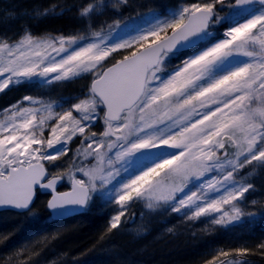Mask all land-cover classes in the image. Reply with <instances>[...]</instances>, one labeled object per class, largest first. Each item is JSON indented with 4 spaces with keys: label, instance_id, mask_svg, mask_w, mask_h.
<instances>
[{
    "label": "snow or ice",
    "instance_id": "1",
    "mask_svg": "<svg viewBox=\"0 0 264 264\" xmlns=\"http://www.w3.org/2000/svg\"><path fill=\"white\" fill-rule=\"evenodd\" d=\"M129 4L80 0L71 7L85 30H92L109 8ZM63 11L57 5L35 10L37 17ZM151 19V27H136L135 35L118 43H108L102 29L92 30L93 39L82 45L84 36L39 38L26 26L15 40L0 35V93L33 77L47 83L49 77L93 76L88 97L69 110L55 112L31 96L23 99L40 107L17 103L3 110L0 206L31 213L39 187L51 190L47 207L60 214L68 205L87 206L92 193L107 189L123 171L127 175L103 193L118 206L109 232L135 200L148 208L188 209L190 219L221 213L217 224L243 215L237 202L254 188L245 179L253 172L239 180L237 175L254 162L264 170V0H196L153 12ZM222 21L226 28L220 33L214 25ZM177 58L182 63L166 70ZM97 120L103 122L99 134L90 130ZM76 137L81 138L76 155L94 163L73 164L67 173L47 178L44 161L66 156ZM73 169L87 180L77 179ZM208 174L214 175L204 179ZM63 175L72 181L70 192L56 191ZM214 192L222 194L209 198ZM259 247L264 250V243ZM229 256L221 250L209 264H233Z\"/></svg>",
    "mask_w": 264,
    "mask_h": 264
},
{
    "label": "rangeland",
    "instance_id": "2",
    "mask_svg": "<svg viewBox=\"0 0 264 264\" xmlns=\"http://www.w3.org/2000/svg\"><path fill=\"white\" fill-rule=\"evenodd\" d=\"M189 2H196V0H130L127 7L109 8L104 15L94 21L95 27L92 30L102 29L108 43H118L122 39L135 35L136 32L133 29L136 27L140 29L151 27L152 23H155L151 19L153 12L166 13L167 10L178 8ZM78 3L80 0H0V35H6L11 40H15L26 26L39 38L80 35L85 37V40L78 42L80 45L91 42L92 30H85V23L78 18L75 7H71ZM110 3L115 5L118 0H110ZM53 5L63 6L62 14L37 17L36 9L43 11ZM223 14L220 13L221 16ZM105 17L110 18L109 24L103 21ZM160 18L163 19L164 16ZM60 19L61 22H65L64 30L52 24ZM126 25L128 27H125ZM214 28L222 33L226 25L222 22L220 26ZM113 58L119 59L120 53H114ZM113 58H110V62ZM181 63L182 58L173 59L170 65L166 63V70L177 67ZM92 79L91 73H83L70 80L56 81L49 77V82L45 83L43 82L45 78L33 77L31 82L13 85L9 90L0 93V119L3 118V110L13 104L40 107L39 104L32 105L29 101H25L23 99L25 96H31L45 105L51 104L55 112L69 110L72 105L88 97ZM73 114L78 115L75 112ZM50 124H55V121H50ZM90 130L99 134L103 130L102 120L95 121V126ZM44 135L47 138L49 130H46ZM80 141V137L74 138L67 146L69 149L67 155L57 161H44L49 178L67 173L73 164L90 167L94 163L92 158L84 160L76 155V149L81 147ZM164 150L173 151L172 149ZM254 166L255 162L237 175L239 180L246 173L253 172L252 176H245V179L254 184V188L237 202L243 212L237 220L217 224L214 220L221 213L190 219L191 212L188 209L173 212L166 204L148 208L146 201L135 200L127 206L126 214L122 217L119 227L109 232L111 219L117 214L118 206L114 200L109 202L103 193L107 189H113L116 181L127 175L122 171L121 177H117L107 186V189L98 188L97 192L92 193V199L85 210L87 214L100 217L105 224L104 231L113 236L110 243L104 245L98 254L95 253L96 250H91L78 256L59 258L51 247L52 240H56L61 234V229L56 228H50L43 233L35 230L36 233L30 243H24L20 238L14 240L21 235L23 239H26L30 236L27 234L32 233L36 220L39 219L32 211L19 214L20 216L16 218L11 227L10 238L13 241L7 246L5 243H0V264H169L168 261H174V256H177L183 247L201 251V255L209 257L210 261L221 250L236 253L237 249L243 248L249 250L243 256L257 255L264 258V250L259 247L261 243H264V170ZM73 171L77 179L87 180L82 173L75 172L74 169ZM212 175L214 174H208L204 179ZM62 181L63 189H67L72 182L68 175H63ZM189 188L191 189L192 185ZM220 194L222 193H210L209 198H215ZM43 203L46 207V198ZM225 208L230 210L227 205ZM186 212L188 215L185 214ZM0 214L4 215L6 212ZM0 236H2L1 232ZM166 248L169 250L167 249L165 253ZM158 250L162 252L161 256L158 255Z\"/></svg>",
    "mask_w": 264,
    "mask_h": 264
},
{
    "label": "trees",
    "instance_id": "3",
    "mask_svg": "<svg viewBox=\"0 0 264 264\" xmlns=\"http://www.w3.org/2000/svg\"><path fill=\"white\" fill-rule=\"evenodd\" d=\"M225 11H228L227 7H225ZM109 19V17H105L103 21L109 24ZM221 23L214 25V27L220 26ZM52 24L59 28H62L61 30L65 29V22H61V19L58 21L55 20V22H53ZM45 198V196L37 195V199L32 206V211H34L36 217L39 219L36 220V225L35 228H33L32 233L27 234L28 236L30 235L29 237H26L27 240L32 241L36 233L35 230L43 233L44 231L47 232V230L50 228H56L59 230L61 229L60 236L56 240H52L51 243L52 249L55 250V254L60 258L62 256L70 257V255L78 256L85 252H90L91 250H96L95 253L98 254L101 248L106 244L108 245V243H110V239H113V236L104 231L105 224L101 220V218L96 217L90 213H83L82 215L62 222L51 221L48 216L45 204L43 203ZM18 216L20 215L10 212H7L4 215L0 214V232L3 236H0V243H5V245L7 246L11 243V241H13L10 238V235H12L11 227ZM4 236L6 237L4 238ZM17 238L14 240H17ZM167 249L168 248H166L165 253L167 252ZM161 254L162 252L160 253V251L158 250V255L161 256ZM204 258L210 261L209 257H204L201 255V251H195L191 250L190 248L183 247V250L180 251L177 256H174V261L168 262L169 264H195L196 262H199L200 259ZM229 259L234 261V263L236 264H241V262H245V264H264V258H261L257 255L247 257L240 255H230Z\"/></svg>",
    "mask_w": 264,
    "mask_h": 264
},
{
    "label": "water",
    "instance_id": "4",
    "mask_svg": "<svg viewBox=\"0 0 264 264\" xmlns=\"http://www.w3.org/2000/svg\"><path fill=\"white\" fill-rule=\"evenodd\" d=\"M47 178H49V176ZM62 182H63L62 179L58 182L57 187H56V191L57 192H70L72 190V182L70 183V186L65 191L59 190V188L62 187V185H63ZM37 194L48 196V200L46 202V210L49 214L50 219L52 221H55V222H62V221L74 218L76 216H79V215L84 213V211L86 210V207H87V206L81 207V206H76V205H68V206H66L65 209L60 210V214H56L52 210L48 209V207H47V203L53 195L51 190L50 189H41L38 187L36 190V195L34 197L33 204L35 202ZM33 204H32V206H33ZM1 212H12V213H17V214H23V213H26L28 211L16 209L12 206L5 205V206H0V213Z\"/></svg>",
    "mask_w": 264,
    "mask_h": 264
},
{
    "label": "bare ground",
    "instance_id": "5",
    "mask_svg": "<svg viewBox=\"0 0 264 264\" xmlns=\"http://www.w3.org/2000/svg\"><path fill=\"white\" fill-rule=\"evenodd\" d=\"M59 190H62V191H65L66 189H63V187H60L59 188ZM37 195H41V194H37ZM42 196H45L46 197V195H42ZM36 199H37V196H36ZM35 199V200H36ZM1 213H4V212H1ZM14 214H17V213H14ZM17 215H19V214H17ZM48 216H49V214H48ZM77 217V216H76ZM11 233H12V231H11ZM19 238H20V240L21 241H23L24 243L25 242H28V243H30L31 242V240H27V239H23L21 236L20 237H18L17 238V240H19ZM21 244V243H20ZM230 255H233V256H238V254L237 253H230ZM221 259H223V258H221ZM195 264H209V260L208 259H206V258H204V259H200V261L199 262H196Z\"/></svg>",
    "mask_w": 264,
    "mask_h": 264
},
{
    "label": "flooded vegetation",
    "instance_id": "6",
    "mask_svg": "<svg viewBox=\"0 0 264 264\" xmlns=\"http://www.w3.org/2000/svg\"><path fill=\"white\" fill-rule=\"evenodd\" d=\"M47 198V197H46Z\"/></svg>",
    "mask_w": 264,
    "mask_h": 264
}]
</instances>
